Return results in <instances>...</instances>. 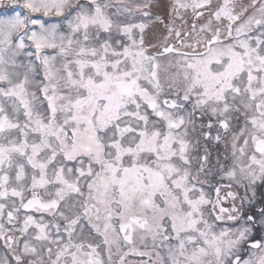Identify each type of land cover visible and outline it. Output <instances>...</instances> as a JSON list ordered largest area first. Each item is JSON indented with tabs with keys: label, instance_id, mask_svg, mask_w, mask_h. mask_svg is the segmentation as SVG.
Here are the masks:
<instances>
[{
	"label": "snow or ice",
	"instance_id": "1",
	"mask_svg": "<svg viewBox=\"0 0 264 264\" xmlns=\"http://www.w3.org/2000/svg\"><path fill=\"white\" fill-rule=\"evenodd\" d=\"M156 3L0 12V241L15 264H264V0H170L167 19ZM210 140L225 146L213 167Z\"/></svg>",
	"mask_w": 264,
	"mask_h": 264
},
{
	"label": "flooded vegetation",
	"instance_id": "2",
	"mask_svg": "<svg viewBox=\"0 0 264 264\" xmlns=\"http://www.w3.org/2000/svg\"><path fill=\"white\" fill-rule=\"evenodd\" d=\"M217 2V0H214V3ZM219 2H222V0H219ZM170 2H164V5L166 7L165 12H164V16L165 19H167L166 13L168 10V6H169ZM150 40V38H149ZM152 42L154 43L155 41L152 40ZM215 135V130H213V136ZM207 148V151L209 153V167H213L214 165H216L217 160H224V153H225V146L224 144H217L214 141H208L207 144L205 145L203 142L200 145L199 151L201 154H203V149ZM218 171V169H216ZM217 182L216 178H213V184H215ZM226 183V182H225ZM206 190H209L208 188H206ZM227 191V189H222V195ZM213 197H214V192L212 193ZM249 195H251V193H249ZM239 203V202H237ZM255 204L257 207L264 205V185L261 184H257L256 186V197H255ZM225 206H230L229 204H225ZM230 222H223L222 226H229ZM85 232V236L88 237V233H89V229L87 227H85L84 229ZM257 234H259L260 229L259 227H257L256 229ZM94 240L95 242V238L98 239L97 243L99 242V237H96L95 233H92L91 237H88ZM139 246V245H138ZM126 250V249H125ZM7 258L11 264H15V261L11 260V253L4 247L3 245V241H0V258ZM130 264H139V261L141 259H148L147 257H139V256H135V255H129L126 258Z\"/></svg>",
	"mask_w": 264,
	"mask_h": 264
},
{
	"label": "rangeland",
	"instance_id": "3",
	"mask_svg": "<svg viewBox=\"0 0 264 264\" xmlns=\"http://www.w3.org/2000/svg\"><path fill=\"white\" fill-rule=\"evenodd\" d=\"M165 1H168V0H157V3L154 4L153 8H152V12L153 14H160L162 16H164V12H165V5H164V2ZM250 0H243V3H249ZM8 7V4H7V0H4V6L3 7H0V12H2L4 10V8ZM149 31V38H150V42H152V39H151V29L148 30ZM91 239V238H89ZM98 239L95 238V242H97Z\"/></svg>",
	"mask_w": 264,
	"mask_h": 264
}]
</instances>
